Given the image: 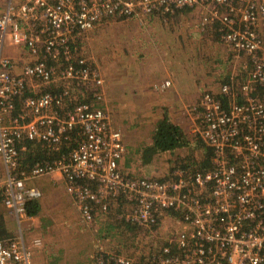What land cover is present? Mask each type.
Listing matches in <instances>:
<instances>
[{
	"label": "built area",
	"instance_id": "1",
	"mask_svg": "<svg viewBox=\"0 0 264 264\" xmlns=\"http://www.w3.org/2000/svg\"><path fill=\"white\" fill-rule=\"evenodd\" d=\"M183 8L197 9L199 26L214 25L231 53L249 58V70L187 107L190 132L213 149L211 169L129 175L119 166L121 132L101 105L103 79L75 42L106 18ZM12 47L25 52L19 69ZM32 82L50 88L27 94ZM171 85L166 78L153 88ZM83 92L92 101L73 100ZM27 142L48 154L24 165ZM0 171V197L17 225L0 238V264H32L22 224L33 221L27 202L41 197L28 182L44 176L63 180L87 224L112 206L148 235L176 219L159 249L136 259L96 253L95 264H264V0H0Z\"/></svg>",
	"mask_w": 264,
	"mask_h": 264
},
{
	"label": "rangeland",
	"instance_id": "2",
	"mask_svg": "<svg viewBox=\"0 0 264 264\" xmlns=\"http://www.w3.org/2000/svg\"><path fill=\"white\" fill-rule=\"evenodd\" d=\"M178 18H182V23H184L185 27L182 30L180 28L181 25L173 24V26L185 36L183 38L185 47L176 50L171 47L174 45L170 43H174V41L178 42V39H182L180 36L177 39V33L171 34L172 28L169 23L171 19L176 21ZM199 18L200 13L194 8L178 9L172 13L134 16L127 19L106 18L93 29L81 34L75 42L77 49H79L78 56L84 57L89 67L95 70L103 79L104 87L106 85L109 87L108 94L105 91L106 96H104L101 105L109 113L112 127L121 132L123 139L127 136L129 142L132 140L135 143L134 145H139L136 142L137 139H144V145L142 143L139 147H133L135 162L128 165L130 169L124 170L120 167L123 172L129 175L165 178L170 175L171 168L175 165V162L189 152L186 148L177 149L173 153L155 155L149 164H144L141 161L142 149L150 141L157 121L162 118L158 119V116L154 114L157 112L161 114L163 111L170 112L172 104L168 103L169 98L158 101L151 100L148 103L144 102L146 109L140 111L142 116L138 118L136 114H133L132 110L129 111L128 109L129 102L124 100L127 99L125 98L127 94L118 96L115 93L113 88L114 82H119L128 88L127 83L129 79L126 77L127 73H130L128 66L132 63L129 60L134 59L137 55L134 54V49L137 48L138 51H145L147 48L154 47L155 41H169L170 49L167 50V54L170 58L165 63L170 67L172 76L176 74V79L181 84L187 85L188 78H190L189 81L200 82L202 87L199 97L204 91L218 94L220 86L224 84V81L226 82L231 79L240 80L246 76L249 70V58L244 54L235 55L231 53L229 48L216 36L215 26L206 25L200 27ZM153 22H159L164 28L156 32L155 29L157 27L152 24ZM149 26L153 30H150ZM145 29L151 31L150 36H148V33L147 35L144 33ZM167 31L170 34H166ZM152 34L158 35V37L151 36ZM179 44L177 43V46ZM157 45H159L158 42ZM24 53L20 49H15L12 53L10 52L11 58L17 63L16 69H19L25 60ZM153 55L161 63L162 55L160 56L158 51L152 49L149 56L146 57L148 59H142L143 64H152L154 61ZM170 79L172 80L173 78L170 77ZM55 83L59 84V82ZM34 85V82L28 84L27 94L50 88L43 84L39 87ZM172 85L165 90L155 91L164 93L168 90V95L171 98ZM152 89L154 90L153 85ZM182 90V92H178H185L184 89ZM73 96L74 101L82 100L85 97L92 101L86 92L77 95L73 93ZM179 101L175 102V108H180V110L172 111L169 117L172 121L179 124L190 141H195L198 136L190 132L193 123L191 116L187 113V107L193 104L195 100H191V97L187 96ZM97 105L100 106V104ZM135 135L137 139H135ZM31 149L33 151L37 149L44 150L39 144H32ZM197 156H200V152L197 153ZM20 158L24 162L29 163L27 149L20 151ZM26 159L29 161H25ZM2 176L3 173L0 171V181ZM53 181L54 179L50 181V177L44 176L28 182L30 186H34L40 190V198L46 196L45 202L48 204L53 203L56 206L57 209H55V206L52 209L56 212L57 217L60 219L64 217L63 224L61 225L65 226L60 231L62 234L56 233V236H53L55 230L52 226L49 228H39L34 233L40 235L38 237L40 242L36 244L39 247L35 251L31 250L32 263L36 255V258L40 257L37 259V264H95L94 257L96 253L105 254V252L114 251L123 252L136 259L140 254H148L159 249L178 230L176 219L169 217L158 225L151 235L143 232L140 228L129 231L125 229V224L122 220L117 217L120 209H113V207H111L112 210L110 209L108 213H105V221L98 220V215H96L95 221L92 224H87L78 209V215H75L74 218L72 217L73 215L70 214L67 206L66 197L69 194L65 189L64 183L54 185L52 184ZM46 206L48 208V205ZM59 207L64 209L58 210ZM50 212L53 213L52 211ZM65 217L73 219L72 223H69V228L65 225L68 224V218L65 219ZM99 222H102V224L100 225ZM45 225L48 224L45 223ZM16 230L17 226L15 227ZM14 232H11L9 235L14 234ZM35 238L37 239V237Z\"/></svg>",
	"mask_w": 264,
	"mask_h": 264
},
{
	"label": "crops",
	"instance_id": "3",
	"mask_svg": "<svg viewBox=\"0 0 264 264\" xmlns=\"http://www.w3.org/2000/svg\"><path fill=\"white\" fill-rule=\"evenodd\" d=\"M183 20L182 18H178V20L174 21L171 19L169 25L172 28L171 29V34L174 35V33H177V39L178 36L181 37L182 40L178 39V42L174 41V43H170L173 44L174 49L179 50V49H183V47H185V41H184V35L183 33H181L180 31H177V28L173 26V24L176 25H181V29L183 30V28L185 27L184 23H182ZM152 24L156 25L157 29H155V31H160L162 30L164 27H162V25L159 22H153ZM161 25V26H160ZM165 25V24H163ZM168 25V24H167ZM183 26V27H182ZM151 28V29H150ZM166 28V27H165ZM150 30H153L151 26H149ZM148 30V29H147ZM145 29V34L148 36H150V30L147 31ZM180 33V34H179ZM166 34H170L168 31ZM151 36H157L155 34H152ZM180 41V42H179ZM157 42L159 45H157ZM168 42H164V41H155V46L152 48H147L145 51H138V49H134V54L136 55V57L134 59H130L132 61L129 60L130 66H128V68L130 69V73H127V79H129L127 85L128 88L124 87L123 85H121L119 82H114V91L116 94H118V96H123L127 94V100L128 103V109L129 111H133V114H136L138 116V118H140L142 116V113L140 111L145 110L146 109V104L144 102H149L151 100L153 101H158L160 99H165V98H169L168 99V103H171L172 105L170 106L171 111L170 112H162L161 114H159L158 112L155 113L154 115L158 116L157 118L159 119L160 117L163 116L164 113H166L167 115H170V113H172V111H178L180 110V108H175V102L179 101V100H183V98H186L187 96L191 97V100H197V98H199V93L201 91V84L200 82H195V81H189L190 78H188L187 81V85L185 84H181L180 82L177 81L176 79V74H174L172 76L171 71H170V67L165 63L170 57L167 54V50L170 49ZM177 43H180L179 46H177ZM183 43V44H181ZM179 48V49H178ZM154 49V51H158L160 53V56L162 55V61L161 63H159L156 59L155 56L153 55L152 57H154V61L152 64H143L142 59H148L146 57L149 56V54L151 53V50ZM7 53L10 54V52L12 53L14 48L9 49L7 48ZM179 52V51H177ZM12 57V56H11ZM172 77V88L173 91L171 93V98L168 95V90L164 93H160V92H156L155 90L152 89V85L154 82L157 81H162L166 78ZM203 85V84H202ZM103 89H104V93L106 91V93L108 94V89L109 87L106 85L104 87L103 85ZM184 89L183 93L182 92ZM180 91V92H178ZM179 94H178V93ZM105 93V96H106ZM174 97V99H173ZM176 97V99H175ZM180 102V101H179ZM129 116H131L129 114ZM123 139V138H122ZM135 139H137V136L135 135ZM144 139L143 138H139L136 140L137 144L139 145H134L135 143L132 142V140L129 142L128 138L126 136L125 139H123V143H124V147H125V152L123 157L120 159L119 161V166L122 167L124 170H129L130 167H128L129 164H132L135 162V157L133 155L134 152V148L133 147H139L142 143H143ZM151 142V138L150 141L147 142V144H150ZM144 145V143H143ZM142 161V160H141ZM50 177V181H51ZM55 181V182H54ZM54 181L52 184H58V183H62L63 184V180L59 177H55ZM0 187H1V181H0ZM45 198L46 196H43L42 198H39L38 200V211L36 214H31L33 216V221L32 222H24L23 225V229H24V238H25V243L31 248V250L35 251L37 247H39V245H36L34 243V240L36 239L35 237H37V239H39L38 237H40V235H38L37 233L34 234L37 230H39V228H49L50 226H52L54 228V234L53 236H56V233H60L62 234V232H60L65 226H62L61 224H63L62 222L64 221V217H61V219L59 217H57L56 212L52 209L53 206H55L53 203L52 204H48L47 202H45ZM66 201H67V206L68 209L70 210V214L73 215L72 217L74 218L75 215H78V208L76 206V204L74 203V201H72V198L68 195V197H66ZM48 205V208L47 206ZM51 205V208H50ZM113 209H118L116 206H112ZM55 209L56 206H55ZM64 208L59 207L58 210H63ZM112 210V209H111ZM50 211H52L53 213H51ZM97 218L98 220L100 219V221H105V213H98L97 214ZM0 216L2 217L5 227L7 229V231L9 233L14 232L15 231V227L16 225V221L15 218L13 216V214L11 213V211H9L2 203V200L0 201ZM68 217H65V219ZM70 218V217H69ZM67 219L68 224H65L66 227L69 228V223L71 224L73 219ZM59 221V223H58ZM45 223H47L48 225H45ZM100 225L102 224V222H99ZM61 226V227H60ZM73 226V225H72ZM37 254V253H36ZM40 257L36 258V255L34 257V261L32 264H37V259H39Z\"/></svg>",
	"mask_w": 264,
	"mask_h": 264
},
{
	"label": "trees",
	"instance_id": "4",
	"mask_svg": "<svg viewBox=\"0 0 264 264\" xmlns=\"http://www.w3.org/2000/svg\"><path fill=\"white\" fill-rule=\"evenodd\" d=\"M230 82L231 80H227L226 82L224 81V83ZM82 101L85 100L82 99ZM86 101L89 102L90 100ZM19 105L20 103H18L17 106ZM25 144L28 150L30 161L26 159L25 161H29V163L24 162V165L29 166L28 164H31L32 161H37V159L43 158L48 154L47 151L42 149L33 151L31 149L32 145L29 142ZM183 148L188 149V154L177 160L171 169L179 167L189 170L190 172H205L213 167V149L207 146L201 138H196L195 141H190L179 124L172 121L169 115L164 113L162 118L158 120L155 125L150 144H147L142 149V162L144 164H149L155 155L162 153H173L175 150ZM198 152H200L199 157L197 156ZM38 208V200H31L26 204V210L29 214H36ZM122 222L125 224V229L129 231H132L133 229H139L136 225H133L129 222ZM9 234L10 233L7 231L4 221L0 216V238L8 236Z\"/></svg>",
	"mask_w": 264,
	"mask_h": 264
}]
</instances>
